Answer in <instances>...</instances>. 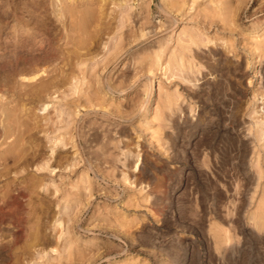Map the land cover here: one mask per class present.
Returning a JSON list of instances; mask_svg holds the SVG:
<instances>
[{
	"label": "rangeland",
	"instance_id": "1",
	"mask_svg": "<svg viewBox=\"0 0 264 264\" xmlns=\"http://www.w3.org/2000/svg\"><path fill=\"white\" fill-rule=\"evenodd\" d=\"M0 264H264V0H0Z\"/></svg>",
	"mask_w": 264,
	"mask_h": 264
},
{
	"label": "bare ground",
	"instance_id": "2",
	"mask_svg": "<svg viewBox=\"0 0 264 264\" xmlns=\"http://www.w3.org/2000/svg\"><path fill=\"white\" fill-rule=\"evenodd\" d=\"M15 148H16V146H15ZM8 150H9V149H8ZM8 154H9V153H8ZM8 154H7V155H8ZM3 155H4V154H3ZM3 155H1V156H3ZM2 158H4V157H2ZM4 159H5V158H4ZM4 159H3V160H4ZM3 173H4V172H3ZM1 205H2V204H1ZM9 206H10V205H9ZM10 214H11V213H10Z\"/></svg>",
	"mask_w": 264,
	"mask_h": 264
}]
</instances>
